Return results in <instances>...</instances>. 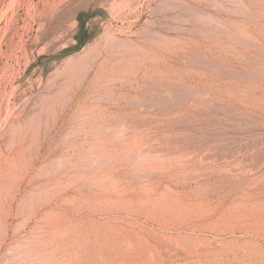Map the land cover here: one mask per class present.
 <instances>
[{"label": "rangeland", "instance_id": "rangeland-1", "mask_svg": "<svg viewBox=\"0 0 264 264\" xmlns=\"http://www.w3.org/2000/svg\"><path fill=\"white\" fill-rule=\"evenodd\" d=\"M0 264H264V0H0Z\"/></svg>", "mask_w": 264, "mask_h": 264}, {"label": "bare ground", "instance_id": "bare-ground-1", "mask_svg": "<svg viewBox=\"0 0 264 264\" xmlns=\"http://www.w3.org/2000/svg\"><path fill=\"white\" fill-rule=\"evenodd\" d=\"M183 3H184V2H183ZM168 4L170 5V3H168ZM169 5H168V6H169ZM173 5H174V6H173ZM176 5H177V4H176ZM176 5H175V3H174V4H171V5H170L171 7L169 6L170 10L172 9V11H174L175 8L177 7ZM178 7H179V6H178ZM173 9H174V10H173ZM176 9H177V8H176ZM138 156H139V155H138ZM100 161H101V160H100Z\"/></svg>", "mask_w": 264, "mask_h": 264}, {"label": "trees", "instance_id": "trees-1", "mask_svg": "<svg viewBox=\"0 0 264 264\" xmlns=\"http://www.w3.org/2000/svg\"><path fill=\"white\" fill-rule=\"evenodd\" d=\"M81 29H83V30H84V25H83V24L81 25Z\"/></svg>", "mask_w": 264, "mask_h": 264}]
</instances>
